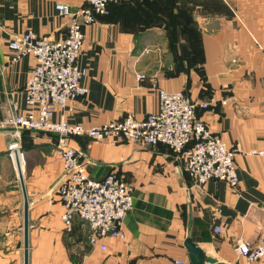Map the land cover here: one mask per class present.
<instances>
[{
  "label": "crops",
  "instance_id": "crops-1",
  "mask_svg": "<svg viewBox=\"0 0 264 264\" xmlns=\"http://www.w3.org/2000/svg\"><path fill=\"white\" fill-rule=\"evenodd\" d=\"M57 4L75 11L87 2L0 0V264H25L20 173L30 202L29 264H191L187 236L222 264H264V256L250 260L235 247L239 239L252 248L264 241V0H122L83 27L79 63L88 92L55 119L85 126L130 114L142 120L158 110V88L214 97L197 116L236 149L239 173L236 187L217 179L199 186L166 144L69 140L86 154L90 177L116 172L134 187L126 237H107V249L89 242L81 218L70 231L64 225L58 137L3 123L12 103L18 112L28 108L34 64L29 55L14 61L9 41L26 31L65 37L68 15ZM16 142L23 151L18 165L7 152Z\"/></svg>",
  "mask_w": 264,
  "mask_h": 264
},
{
  "label": "built area",
  "instance_id": "built-area-1",
  "mask_svg": "<svg viewBox=\"0 0 264 264\" xmlns=\"http://www.w3.org/2000/svg\"><path fill=\"white\" fill-rule=\"evenodd\" d=\"M119 1L86 0L87 4L75 11H70L66 4H57L56 8L68 15L65 37L52 40L26 31L11 38L13 60L29 55L34 58V64L25 86L28 108L18 112L17 104L12 103L14 112L3 122L58 137L55 146L63 170L56 190L64 206L62 220L69 231L76 217L87 222L89 242L102 249L108 247L107 237L125 239L123 223L134 206V187L116 172H109L103 179L90 177L86 154L69 140L88 136L97 141L163 143L182 156L183 169L195 184L204 186L213 179L224 180L233 187L239 184L236 149L197 116L198 109H208L216 103L214 97L194 99L182 90L158 88L159 108L142 120L130 114L119 120L85 126L69 123L64 117L54 118L58 110L71 111L70 103L88 92L82 83L87 68L79 63L85 40L83 27L95 22L96 15L108 14L109 4ZM7 152L18 165V156L23 157L22 146L12 143ZM216 231L221 228L217 227ZM235 247L250 260L264 256V241L252 248L239 239ZM170 264L184 262L176 258Z\"/></svg>",
  "mask_w": 264,
  "mask_h": 264
},
{
  "label": "water",
  "instance_id": "water-1",
  "mask_svg": "<svg viewBox=\"0 0 264 264\" xmlns=\"http://www.w3.org/2000/svg\"><path fill=\"white\" fill-rule=\"evenodd\" d=\"M20 180L24 194V234H25V264H29V199L26 192L23 173H20ZM184 245L188 251L191 264H222L217 258L208 254L200 244L193 240L191 236H187Z\"/></svg>",
  "mask_w": 264,
  "mask_h": 264
},
{
  "label": "trees",
  "instance_id": "trees-1",
  "mask_svg": "<svg viewBox=\"0 0 264 264\" xmlns=\"http://www.w3.org/2000/svg\"><path fill=\"white\" fill-rule=\"evenodd\" d=\"M122 0H120L119 2H121ZM119 2H116V3H119ZM111 4H113V3H111ZM111 4H109V6L111 5ZM109 13V12H108Z\"/></svg>",
  "mask_w": 264,
  "mask_h": 264
},
{
  "label": "bare ground",
  "instance_id": "bare-ground-1",
  "mask_svg": "<svg viewBox=\"0 0 264 264\" xmlns=\"http://www.w3.org/2000/svg\"><path fill=\"white\" fill-rule=\"evenodd\" d=\"M55 135V134H54Z\"/></svg>",
  "mask_w": 264,
  "mask_h": 264
}]
</instances>
